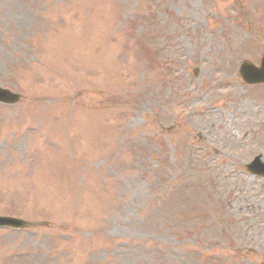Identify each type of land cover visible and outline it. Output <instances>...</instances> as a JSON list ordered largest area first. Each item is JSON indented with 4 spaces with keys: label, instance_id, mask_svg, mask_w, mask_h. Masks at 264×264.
Returning <instances> with one entry per match:
<instances>
[{
    "label": "rangeland",
    "instance_id": "374dc122",
    "mask_svg": "<svg viewBox=\"0 0 264 264\" xmlns=\"http://www.w3.org/2000/svg\"><path fill=\"white\" fill-rule=\"evenodd\" d=\"M260 3L0 0V84L22 93L0 102V213L37 222L0 228V264L264 262V178L219 173L264 157V85L239 75ZM171 34L192 76L167 91Z\"/></svg>",
    "mask_w": 264,
    "mask_h": 264
},
{
    "label": "water",
    "instance_id": "95a60500",
    "mask_svg": "<svg viewBox=\"0 0 264 264\" xmlns=\"http://www.w3.org/2000/svg\"><path fill=\"white\" fill-rule=\"evenodd\" d=\"M0 98L1 99H5V100H15V99H17V95L16 94H12V93H10V92H8L6 90L0 89ZM262 170H264V168H262Z\"/></svg>",
    "mask_w": 264,
    "mask_h": 264
}]
</instances>
